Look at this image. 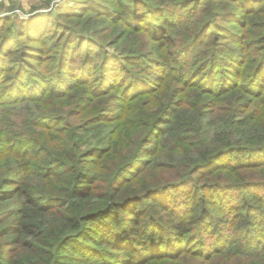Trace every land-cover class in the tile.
Here are the masks:
<instances>
[{
  "label": "trees",
  "instance_id": "trees-1",
  "mask_svg": "<svg viewBox=\"0 0 264 264\" xmlns=\"http://www.w3.org/2000/svg\"><path fill=\"white\" fill-rule=\"evenodd\" d=\"M227 2L244 12L264 0ZM213 23L174 53L176 66L125 52L119 68L100 65L103 48L92 45L82 63L75 25L60 36L29 26L22 43L0 33V264H236L221 258L242 239L264 251V59L255 66L236 22L216 42L230 53L201 63ZM161 36L160 45L183 41Z\"/></svg>",
  "mask_w": 264,
  "mask_h": 264
},
{
  "label": "rangeland",
  "instance_id": "rangeland-1",
  "mask_svg": "<svg viewBox=\"0 0 264 264\" xmlns=\"http://www.w3.org/2000/svg\"><path fill=\"white\" fill-rule=\"evenodd\" d=\"M150 1L154 0H139L138 2L137 0H90L88 5L80 7L78 0H0V33L3 32L2 37L6 34V38L10 37L9 39H11L13 37L15 42L22 43L27 40L20 39L18 41V38L22 34L21 32L30 29L29 26L32 27L31 30H35L37 26L45 25L48 27L47 30L50 33L55 32L59 35L61 25H68L70 27L75 25L81 32L80 39L76 41L75 45L77 42L83 44L82 63L88 59L87 56L85 57V46L92 45L103 48L102 56L98 59V64L100 65L106 62L105 66L119 68V66L126 63H122V60L117 59V56L125 52L126 54L133 55L142 54L139 56L140 58L148 56L149 59L151 58L154 61L158 60L171 66H176L178 65V55L174 53H178L180 49L182 51L184 47L187 48L191 41L195 39L200 40V36L202 37V34H205V31L202 33V29L206 30L210 26L209 21L211 22L212 18L215 24L213 23L210 32L206 34L207 47L199 54L197 60L200 59L201 63L204 62L211 55L212 51L218 52V57L221 58L229 54L230 51L226 48H218V51L217 46L219 45H216V42L227 33L225 29L234 26L237 22L241 28L240 31L247 34L250 40H252L250 55L256 58L257 63L255 66L259 68L260 62L264 59V3L242 12V9L239 8L241 6L240 3H229L227 0H213L212 4L208 6L204 4L205 0L198 7L192 5L193 0H159L160 5L157 4L155 7H153L154 2L148 3ZM160 6H166V11L155 12V9ZM150 7L154 10H149ZM90 8H94L98 12L93 15V13H89L90 11H88ZM103 9L109 10L114 16L112 18L106 17L102 14ZM69 11L79 12L77 14H80V17L71 18L70 20L59 19L58 14ZM81 15H84V17ZM135 17H138V21L136 22H140L139 20L144 18L143 27L147 28V32L146 30L145 32H138L134 25L133 27L130 26ZM184 20H188L189 23ZM148 25H151L152 28H148ZM122 30L129 31V35L127 39L119 43L118 35ZM211 31L218 33L219 36L215 38ZM159 36H172L175 38L174 40L183 41L175 47L165 46L164 44L160 45L156 41L157 38H160ZM87 37L89 38V43L86 41ZM3 42H5V39ZM7 42L11 44L8 40ZM183 52L186 55V51ZM227 60L229 59L227 58ZM79 64L80 59L76 65L77 70L80 69ZM189 64L194 68L200 66V63H197L193 57ZM255 66L252 69L256 68ZM85 68L87 69V67ZM142 69L138 67V70H140L139 74H143ZM52 74L58 76L61 73L54 70ZM93 74L96 76L97 70ZM155 76V74H152V71H149L148 74L145 73V78H147L150 84L153 80H156ZM63 78L68 80L71 77L63 76ZM174 86L177 87L175 84ZM178 98L181 99V95ZM7 106H11L9 108L14 107L12 111L20 110V105L17 104ZM111 107L116 108L115 105H111ZM58 108H62L61 105ZM76 108L70 107L65 108V110L67 113H71L74 110L78 112L79 109ZM1 110L5 111V105H3ZM12 114L14 113L12 112ZM3 115L5 117V112ZM109 116H115V114L111 115L109 113ZM75 125H78V121H76ZM114 127L115 124L112 123L109 128V134H111ZM245 178L243 181L250 182L249 175ZM237 244L236 249L232 248L226 251L224 257L221 258V262L236 261V264H249L250 255L255 256L254 262L264 260V251L253 252L252 254L254 244H249L245 239L239 240ZM246 248L251 252H248ZM185 264L209 263H206L205 258H188L185 260Z\"/></svg>",
  "mask_w": 264,
  "mask_h": 264
}]
</instances>
